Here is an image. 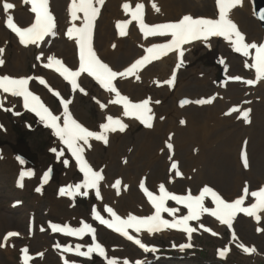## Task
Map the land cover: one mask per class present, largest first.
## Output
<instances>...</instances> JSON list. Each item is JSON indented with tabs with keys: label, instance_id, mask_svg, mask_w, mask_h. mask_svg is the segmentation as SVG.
Here are the masks:
<instances>
[{
	"label": "bare ground",
	"instance_id": "bare-ground-1",
	"mask_svg": "<svg viewBox=\"0 0 264 264\" xmlns=\"http://www.w3.org/2000/svg\"><path fill=\"white\" fill-rule=\"evenodd\" d=\"M51 1L53 8L58 15V35L56 37L49 36L40 47H24L18 42L15 35L6 27L5 21L7 15L10 14L14 18L18 19V21L24 22L25 19L26 23H28L31 14L28 10L27 4L23 3V0H8V2L14 3L16 7L10 10L8 14H5L2 9L4 0H0V47H4L6 49L4 54L6 63L2 66V68L4 70V74L10 73V75L12 74V76L16 77L24 76L23 73L27 69L28 60L34 55V65H36V67H33V71H31L33 75L38 76L43 74L46 81L53 89L59 90L60 92L65 91L67 93L71 91L69 83L64 81L61 76L54 73L51 69L44 68L42 64L43 62H46V60H36V56L41 51L45 53V56L51 54L60 56L70 64H72L75 58V44L73 41L68 40L64 35L69 23V15L67 12L69 0ZM253 1L254 0H243V6L234 9L231 14V18L238 24L239 29L246 34L248 42L255 41L260 43L264 41V31L260 29V25L255 18ZM124 2L131 3L133 7L135 6V3H144L145 22L152 24L166 20H175L186 13H191L194 16H211L216 13L214 0H105V5L101 8V13L98 17L97 27L95 29V47L109 62V64L118 71L123 70V68L128 66V63L141 55L145 46L152 39H154V37L144 38L143 34L139 30L137 22L135 21L129 25L127 29L128 34L126 36H119L117 30L115 29L116 22L124 18L130 19V16L125 14L122 9V4ZM153 2L157 3V5L161 8L160 13H156L152 9L151 4ZM77 23H79V21ZM218 38L219 37L211 38L208 44L196 41L186 45V51L182 64H180V58L178 55L171 53L158 61L152 62L144 69L140 70V81H136L134 77H129L127 79L118 78L115 81L121 93L128 95L133 101H140L150 97V106L152 107L155 116L153 127L151 129L146 127V131H144L142 135L135 138V142H133V149L136 151V154L132 156V160L129 164L127 162L124 163L125 165L122 164V162L126 161L124 158L125 155L122 154L130 145H127L129 137L125 135V132L133 130L140 122L133 118L123 117L122 106L109 103V101L114 98V94L102 89L99 84L94 79L87 76V74H83L80 77L79 84L81 86V81L83 80L82 82H85L88 88L94 87L95 89L94 103L99 111V122H91L87 120L88 122L86 123L79 118L83 117L88 119L87 113L84 111L83 104L81 106L79 103V93L74 94V101L69 105V110L75 119L93 131H96V129L99 131V125L106 122L107 115L120 117L129 125L128 129L123 133H109V143L107 145L103 144L101 141L91 140V148L85 147L84 154L86 155L87 161L93 168L92 159L95 156H97L101 164L104 161H111L109 168L107 167V172L104 169L94 168V170H102V174L104 176V180L99 184L101 198H99L98 207H112L120 216L122 215L125 218L128 214L144 215L149 213L150 206L147 200L142 192H139V189L137 190L136 183H138L139 186L142 179L152 181L155 184L157 191H159L158 186L161 183H167L170 190L172 189L171 191H176L174 189L176 186L192 190L196 187L207 184V180L215 181L218 184L227 181L228 175L225 173L223 174L220 169V164L223 162L224 158L229 161L231 155L230 152L235 154L233 158V171L235 169V172L233 173L234 176H232V192L228 193L230 195V199H234L242 194L245 182L248 183L250 192L255 191L261 186L258 185L264 182V174H260L264 171V167L259 171V174L256 175L251 171L250 166L247 169L243 167L241 159V151L245 148L244 141L247 140L246 151L249 164H251V155L256 157L258 155L255 164H259L261 167L262 163L260 161H262L264 165V145L260 149L259 144L256 152L253 154L251 153L254 152V147H256L254 143L257 142V138H260L261 135L258 137L257 132L256 135H250V132L256 129V123H253L254 109H260L261 107L259 106L264 105V99L262 98L264 91L261 92L262 94L260 93L259 98H254L250 95V93L241 91L240 86H237L238 84L232 82L230 77L234 76L254 79V68L245 67L246 60L248 63H251L250 58L231 55L228 53V51L232 49L230 43L224 39L220 42ZM112 44H116L115 49L112 48ZM141 45L144 47H141ZM204 53H211L215 56L219 54L221 65L218 69H221L222 73L225 74L226 79L224 81L215 82V75L217 71V68L215 67L206 68L198 65L199 67H195L194 71L188 77H182L180 75V71L183 69L184 64L202 56ZM177 64H180L178 68ZM174 71L176 73V80L174 84L171 86L163 84V81L171 78ZM157 81H160L161 83L158 85L156 83ZM33 83L35 85L37 84L35 80ZM195 84L201 85L202 91L199 92V94L196 92L197 94L195 95L194 92L192 95L191 91H193ZM247 88L249 89V87ZM258 88L260 90L264 88V80L259 81L257 89ZM237 89H239V91H237ZM39 95L43 98L49 97L46 91ZM212 97H215V99L210 104L198 105L194 103L195 100L208 99ZM1 98H6L4 99V108H7L8 105H18L16 99L12 97L2 95ZM161 98L163 99L162 103L156 104L155 101H160ZM165 99H168L169 101L168 106L163 105ZM183 99H188L192 101V103L182 107L180 105V101ZM256 99H259V102ZM97 100L106 104L107 108L101 109ZM233 107L240 110L250 109V123L246 122L243 117L240 116L239 112L232 113L231 115H225V113ZM74 109L77 112V115L74 114ZM1 110L5 111L3 108H1ZM60 110L63 112V108ZM18 113H21V110H18ZM160 117H164V119L161 120ZM238 117L242 118L243 122L248 125L241 134L239 131L240 129L230 128V126H232L231 124L234 123ZM181 120H185L186 123L181 124ZM260 122H264V108L260 114ZM0 125H2L0 130L8 132L7 130L9 129L7 128L6 121L1 118ZM257 125H259V123H257ZM169 134H173L171 143H173L174 149L172 152H169L165 146V141L168 139ZM156 140H158V143ZM260 142L264 143V140ZM252 144L254 145L253 151ZM105 146L109 147L107 152L101 151L100 149ZM161 149H164V151L162 152ZM225 153H227L228 156L225 155ZM170 155L173 160L178 161V170L183 174L182 176H176L175 170H171L169 168L165 170L166 166L164 165H166V160L172 161L169 160ZM186 160H190L188 165L186 164ZM162 162L164 165H161L157 169L153 170V167ZM13 163L14 161L10 156H0V165L2 164L3 166L1 168L2 171H7L10 168L14 170L15 167L12 165ZM113 170H115L114 172H118L117 174L115 173L117 176L113 174ZM117 179H120L122 182L120 185L119 195H117V189L112 187ZM157 179L161 180L157 181ZM164 179L166 181H164ZM131 182H135L134 185ZM256 184L258 185L252 187ZM124 185L128 186L127 189L124 188ZM19 188L21 189V187L19 186L17 188L18 191ZM218 189L223 192L222 189ZM86 191L88 192L89 190ZM248 199L253 200L254 198L249 195ZM61 202L62 198H60V200L57 198L53 199L50 210L57 213L62 205ZM121 204H124L125 206L122 207ZM177 208L180 209L179 207ZM180 214L181 212L179 211L176 215L179 216ZM261 214H263L264 217V213ZM78 219H82V217H80L78 213L73 214V221L77 222ZM202 219L209 220L211 222V227H207ZM202 219L198 221L199 227L203 224L205 227L211 228L212 231L216 232L219 238L222 239V237H224L225 226L223 224L218 223L214 219L205 218V216H203ZM239 220H242L244 224L246 223L247 227L254 225L256 228V226L263 223H257L253 217L248 216L243 217L239 215L236 223H238ZM189 223L191 225V222ZM196 228L198 229V227ZM233 228L232 233L234 231L237 238L235 240L232 238L231 240L225 242L227 247L230 248L228 256L236 253V243L243 240L242 234L237 232L235 226ZM200 230L204 231L203 228H200ZM16 231L21 233V238H30L29 232L25 233L19 229ZM173 232L176 231L165 229L155 234H149L147 232L137 234L145 240L151 239L162 233L168 234ZM193 235L194 233L192 236ZM260 235L264 236V231H262ZM17 238L18 237L11 238L6 243L5 247L0 248V253L8 256L13 255L14 251L10 244L14 242V240L16 241ZM0 243H3V241ZM241 243L251 247V245L244 240ZM103 246L106 251H108L109 248L105 245ZM252 246H255L257 249L256 253L258 257L264 258V251L256 247L254 242H252ZM132 248L135 250L134 246H132ZM130 251L128 253H123L121 256L128 258L130 256ZM118 252L117 254H119ZM56 254L59 255L60 258L66 259L63 253H58L56 251ZM46 256L47 255H44L43 258H46Z\"/></svg>",
	"mask_w": 264,
	"mask_h": 264
},
{
	"label": "snow or ice",
	"instance_id": "snow-or-ice-1",
	"mask_svg": "<svg viewBox=\"0 0 264 264\" xmlns=\"http://www.w3.org/2000/svg\"><path fill=\"white\" fill-rule=\"evenodd\" d=\"M23 3L30 4V11L34 13V20L27 27H21L14 22V17L10 14V10L14 9L16 5L8 0H4L2 9L6 17V27L11 30L19 39V43L28 47L35 45L40 47L41 42L45 41L46 37H56L57 31V18L50 9V0H23ZM216 13L213 17L209 16H194L191 13H186L175 20H169L162 23L149 24L145 22V4L135 3L133 7L131 3L124 2L122 9L125 14L130 16V19L119 20L116 22V28L118 34L124 37L128 34V26L133 22H137L140 32L144 38L159 37L164 38L163 43H152L149 47L145 48V54L132 62L129 66L123 70H114L109 63L105 62L98 55L94 48V30L96 21L101 13V8L105 5V0H69L67 6V12L69 15V23L64 35L68 40L73 41L78 49V67L73 69L69 67L62 58H58L55 54L45 56V53L41 51L37 56V61H45L42 66L46 69L54 70L58 73L64 81L71 85L73 91L79 90L81 93L87 95V92L78 83V79L83 75L93 78L99 86L114 94V98L109 103L122 106L123 117L133 118L139 121L145 127L151 129L153 127L154 113L150 106L151 98H145L140 101H133L128 95L122 94L118 89L115 81L119 79H127L134 77L136 81L141 80L139 74L140 70L154 61H158L161 58L167 56L169 53H175L180 58V64L183 63V57L185 54V45L191 44L196 41L208 44L211 38L220 37L229 42L232 49L239 54H242L245 58H250L251 63L245 61V67L254 68L256 73L255 79H248L244 81L248 85H254L260 80H264V42L257 43L255 41L248 42L246 34L240 29L238 24L231 18V14L237 7L243 6V0H214ZM152 9L156 13L161 12V8L157 3L151 4ZM259 18L264 20V10L261 11ZM79 21V23H77ZM210 46V45H209ZM141 47H144L141 45ZM112 48H116V44H112ZM254 50V51H253ZM6 49L0 47V67L4 66L6 61L4 59ZM223 62V61H222ZM177 64V68L180 66ZM36 67V65H33ZM231 80L241 81L242 77L234 76L230 77ZM38 81L40 85H44L59 98L63 107L62 123L61 115H55L48 106L42 101L41 97L30 90L29 84L31 81ZM176 80L175 71L172 73L170 79L163 81V84L173 85ZM158 85L160 81L156 82ZM0 93L8 94L14 98H22L23 107L26 110L33 112L39 119L53 130V135L58 137L59 140L66 145L67 150L75 158L80 172L83 173V180L81 183H77L74 186L62 187L59 190L60 195H76L82 194L87 196L88 192L81 193V189H95V195L97 198H101L99 190V184L104 180L102 170H94L91 164L86 160L84 156L85 147L91 148V140L101 141L107 145L109 143V133L125 132L129 125L124 122L120 117H114L112 115L106 116V122L99 125V131L90 130L84 124L74 118L73 114L69 110L71 100L64 99L58 90L53 89L43 76H12L10 74H0ZM6 99V98H4ZM4 99H0V108L5 111H13L12 108H4ZM95 99V98H93ZM215 97L208 99H198L194 103L198 105L210 104ZM101 109L107 108V105L97 100ZM159 104L160 101H155ZM192 103L188 99L180 101V105L183 107ZM248 110H240L236 107L229 109L225 115H231L232 113L239 112L243 119L250 123ZM20 115V113H15ZM161 120L164 117H160ZM181 124H185V120L180 121ZM2 127V125H0ZM172 135L169 134L168 139L165 141V146L169 152L174 149L173 143H171ZM245 148L241 151V159L243 167L249 168V159ZM53 152H57L56 148L52 149ZM163 152L164 149H161ZM63 150L58 152V157L63 156ZM19 159V158H18ZM169 160H172L170 165L171 170H175L176 176H182L183 174L178 170V161L173 160L172 156H169ZM127 161H125L126 163ZM20 163L24 164V160L20 159ZM64 163L67 165L68 160ZM34 173L31 170L22 171L20 173L21 181L24 177H31ZM49 173L45 172L43 176V182L47 183ZM121 180L117 179L112 185L117 189V195L120 194ZM21 186H23L21 184ZM127 185L124 188L127 189ZM140 189L146 195L147 200L151 204L154 212L150 215L139 216L135 214H128L126 218L121 217L112 207L105 206L104 211L110 214V218H105L94 207L92 214L94 218L99 221L100 224L107 226L109 229L114 230L117 233L122 234L128 240L134 241L144 251H156V249L149 248L148 245L142 243L141 239L129 233V229L134 230L135 233H141L146 231L149 234H155L165 229H178L187 234L189 240H191L192 234L197 231V228L190 225V221H199L203 214H208L216 218L221 224L227 225L228 228L233 227V221L238 214H245L248 217H253L257 222L261 221V213H264V186L259 187L258 190L249 191V185L245 182L242 194L232 199L231 201L225 199L217 190L212 186L205 184L197 195H193L191 190L185 195L175 194L168 191L165 184H159V193L156 194L150 191L146 187L145 180L142 179L139 183ZM37 192H41V188H36ZM253 197L255 202L245 206V201L249 197ZM210 198L214 207H208L205 204L206 199ZM174 201L177 205H182L187 209V214L179 215L177 207H168L167 202ZM169 214L172 219L164 218L163 214ZM204 231L210 232L212 235H217L211 228L200 225ZM44 229L41 228V231ZM52 232L65 233L69 236L82 237L85 234H92L93 243L87 247V251H81V245H76L75 249L71 246L64 248L65 252L75 251L79 256L90 257L93 253L104 257L107 260V264H117L116 258L109 259L106 255V249L104 246L96 242L95 229L88 223H83L81 227L73 228L69 225H60L51 223ZM257 231H264V229L258 228ZM19 231H8L3 237L4 243H0V248L6 246V243L10 238L20 237ZM232 238L235 240L236 233L233 231ZM175 247V245H173ZM191 243H185L179 245L180 250L191 248ZM60 247V245H56ZM238 247L246 254H251L257 251L255 246H246L243 243ZM22 264H29L33 260V257L29 254V248L27 246L20 249ZM230 252V248L225 246L217 250V255L225 259ZM37 256L42 257L43 252L37 253ZM64 264H68L65 260ZM123 264H129L127 259ZM136 264H140L139 261Z\"/></svg>",
	"mask_w": 264,
	"mask_h": 264
},
{
	"label": "rangeland",
	"instance_id": "rangeland-1",
	"mask_svg": "<svg viewBox=\"0 0 264 264\" xmlns=\"http://www.w3.org/2000/svg\"><path fill=\"white\" fill-rule=\"evenodd\" d=\"M260 29L262 28L260 27ZM262 30L264 31V29ZM228 53L240 57L234 50H230L228 51ZM34 60L35 56L33 55V57L28 60V66L26 71L24 72V75L33 71ZM217 63H219V56L212 55L211 53H204L202 56H199L196 59L190 60L189 63H186L184 69L180 72V75L182 77H188L194 71L195 67H199L198 65L206 68L215 67L217 68L215 82H221L224 77L218 78L219 67ZM0 71L3 72L4 70L0 69ZM82 86L88 93L87 95H85L80 91L78 92L79 103L81 104V106L83 104V108L84 111H86L87 113L88 119L83 117L81 118L79 117V115L78 117L86 123L88 121L99 122V111L93 99L95 89L94 87L88 88L86 83H83ZM237 86H240L241 91L250 93V95L254 98H259L260 93L264 91V88L261 90L259 88L248 89L242 84H238ZM201 91L202 86L199 84H195V87L193 88V91H191V94L193 95L194 92V95L197 93L199 94V92ZM237 91H239V89H237ZM64 95L67 98H72V94L69 92L68 95ZM262 98L264 99V93L262 94ZM47 99L48 102L55 109H59L60 103L56 98L52 96L51 99ZM256 100L259 102V99ZM162 101L163 99L161 98L160 104L162 103ZM163 105H169L168 99L164 100ZM259 107L261 108L254 109L253 123H256V129L252 130V132H250V135H256L257 132L258 137L259 135H261V139L257 138V142H253L256 147H254V145L252 144V151L253 147L255 148L254 152H251L252 154L256 152V149L258 148L259 144L260 149L264 145L263 142H260L264 140V122H260V114L262 109L264 108V105H260ZM18 110H20L19 107H16V110L6 112L0 109V118L6 121L7 128L9 129L7 130L8 132L0 130V156H10L11 159H13L14 161L12 165L15 167L14 170L10 168L7 171H2L1 168L3 166L2 164L0 165V238L2 234L9 229H20L27 233L29 227L28 218L30 216H35L36 225L40 228V231H37L35 236L33 233H31L32 238L19 239L18 241H16L15 248L13 249V255L8 256L6 254L0 253V264H19V258L21 253L20 248L27 242L31 246L33 252H38L42 250H46L48 252L47 258L45 260H38V264H60L58 256L53 252L52 245L55 242L72 244V240L69 238L50 234L49 229H47V223L49 221L55 223L65 222L70 223L75 227H79L83 223L82 220H87L90 223L94 222V225L97 226L96 222L92 218V210L94 207L97 208V206H99V200L94 192H91L87 196L82 194L65 195L66 197L64 198L60 196V188L68 187L69 185L74 186L77 183H81L83 180V175L79 171H77L74 160L70 155V152L67 150V148L61 141H58V137L54 136L53 132L48 127H46L42 121L37 120L29 114L20 113V115H16L15 113H17ZM74 112L75 114L77 113L75 109ZM257 123H259V125H257ZM231 125L232 126H230V128L232 129H240V134L243 133L244 129H246L248 126L242 120L239 119H237ZM146 129L147 128L144 125L138 124L133 130L125 132V135L129 137V142L127 143V145L130 144L129 146L131 148L128 146L127 150L123 152L122 155H125L124 158L126 159L128 164L132 160V156L136 154V151L133 149V142H135V138L142 135L143 132L146 131ZM156 142L158 143V140H156ZM22 143H26L28 145L27 152L21 151L22 147L20 146ZM53 148H56L57 152H53ZM108 149L109 147L105 146L100 150L107 152ZM61 150H63L64 155L58 157V152ZM230 154L231 155L229 161L224 158L223 162L220 164V169L222 170L223 174L225 173L228 175V180L219 184L211 180L206 181L207 184L209 183L222 189L227 197H230L228 193L232 192V176H234L233 173L235 172V169L233 171V158L235 154L233 152H230ZM225 155H227V153H225ZM257 158L258 155L257 157L251 155L250 168L251 171L256 175L259 174V171L264 167L262 161H260L262 163L261 167L259 166V164H255ZM20 159L24 160V164L20 163ZM32 159H35V163L32 162ZM65 160H68L67 165L64 163ZM92 163L94 167L104 169L107 172L111 161H104L101 164L97 156H95L92 159ZM124 163L125 162H122L123 165H125ZM189 163L190 160H186V164L188 165ZM165 164L166 165H164L162 162L156 166L154 165L155 167H153V170L157 169L161 165L166 166V170L171 165L170 161L168 160H166ZM26 170H31L34 175L31 176L28 180L26 179V177H24V179H26V187L22 188V190L19 188L18 191V176H20V173L22 171ZM114 171L115 170H113V172ZM45 172L49 173L47 183L43 182V176ZM53 173H55L56 177H51L50 174ZM115 173L117 174L118 172H114L113 174L116 175ZM260 174H264V171ZM160 180L161 179H157V181ZM164 181L166 180L164 179ZM131 183L134 185L135 182ZM136 184L137 190L139 189L140 192V188H138V183ZM258 184L253 185L252 187L257 186ZM147 185L151 188L155 187V184L150 180H147ZM37 187L41 188V192L36 191ZM174 189L179 192H185L184 187L176 186L174 187ZM197 189L198 188L196 187L195 189H193L192 192H196ZM84 191L85 189L82 188L81 193H83ZM81 197H85L86 202L77 204L75 200H78ZM55 198H57L58 200L62 198V205L60 206L59 211L57 213L50 210L52 201ZM16 199L22 201L23 204L14 207L12 203ZM121 206L124 207L125 205L121 204ZM98 211L108 216L107 212L104 211L102 206L99 207ZM77 213L80 215V217H82V219H78L77 222H74L73 214ZM242 223V220L238 221L237 229L239 233L242 234V237L245 239L244 241L248 243L254 242L260 249L264 251V236L256 233L254 225H252L251 227H247L246 223ZM262 225L264 227V222ZM41 228H43L44 230L41 231ZM94 228L96 230L97 238L109 248V251L106 252L107 257L109 259L116 258L117 264H123L125 258H123L124 256L121 255L123 253H128L130 250H132L130 251L131 257L127 259L129 261V264H132V259H134V257L140 256V254H137L136 250H133L130 244L122 241L119 237H116L115 235L111 234L103 228H99V226ZM182 236L184 235L181 233L161 234L156 239L149 240V242H154L161 246L160 250L162 251V255L172 254L169 258L161 256V258L157 260V262L151 264H264V258L258 257L255 252L246 256L236 250V253L227 256L225 259L220 258L217 255V250L225 247V241L228 240L227 232L222 240L215 238L211 235L198 233L194 236V240L192 243L193 246L190 248V250L184 251L182 253H180L179 251L172 252L170 248L171 241H185L184 237ZM87 243L88 245H91L92 239L90 240L86 238L85 242L81 243V245L84 246V244ZM117 252L119 254H117ZM75 259L76 261H79L82 264H107V260L104 257L99 256L98 254H92L88 258H72V260Z\"/></svg>",
	"mask_w": 264,
	"mask_h": 264
},
{
	"label": "water",
	"instance_id": "water-1",
	"mask_svg": "<svg viewBox=\"0 0 264 264\" xmlns=\"http://www.w3.org/2000/svg\"><path fill=\"white\" fill-rule=\"evenodd\" d=\"M262 10H264V0H257V11L259 16Z\"/></svg>",
	"mask_w": 264,
	"mask_h": 264
}]
</instances>
